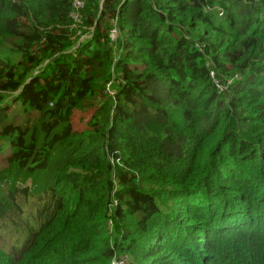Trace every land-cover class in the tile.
Here are the masks:
<instances>
[{"label": "trees", "instance_id": "obj_1", "mask_svg": "<svg viewBox=\"0 0 264 264\" xmlns=\"http://www.w3.org/2000/svg\"><path fill=\"white\" fill-rule=\"evenodd\" d=\"M74 1L0 0V264H264V0Z\"/></svg>", "mask_w": 264, "mask_h": 264}, {"label": "rangeland", "instance_id": "obj_2", "mask_svg": "<svg viewBox=\"0 0 264 264\" xmlns=\"http://www.w3.org/2000/svg\"><path fill=\"white\" fill-rule=\"evenodd\" d=\"M13 111V121L16 123H21L25 119V115H22L19 113V109H15L14 107L12 108ZM81 114H77L73 117V127L76 130L82 129V122L79 120V117H81ZM9 156V149L7 146H2V149L0 150V169L5 167L6 165V159ZM3 238L0 235V246H3L6 242H2Z\"/></svg>", "mask_w": 264, "mask_h": 264}, {"label": "built area", "instance_id": "obj_3", "mask_svg": "<svg viewBox=\"0 0 264 264\" xmlns=\"http://www.w3.org/2000/svg\"><path fill=\"white\" fill-rule=\"evenodd\" d=\"M82 5H83V0H75L73 2V8L75 9V11L71 13V17L73 18V20L75 22L77 21V18H78L77 10L79 8H81ZM87 36H88V34H84L83 36H81V39H83V38H85ZM111 37L114 39V37H115V31L112 32Z\"/></svg>", "mask_w": 264, "mask_h": 264}]
</instances>
